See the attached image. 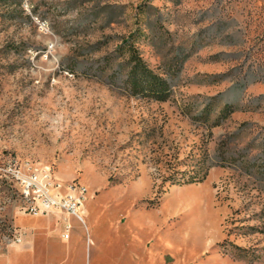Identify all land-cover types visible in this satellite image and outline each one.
<instances>
[{
	"label": "rangeland",
	"instance_id": "obj_1",
	"mask_svg": "<svg viewBox=\"0 0 264 264\" xmlns=\"http://www.w3.org/2000/svg\"><path fill=\"white\" fill-rule=\"evenodd\" d=\"M140 2L169 33L146 28L153 38L136 43L171 83L164 101L125 92L118 59L100 67L145 25ZM211 95V116L238 107L217 125L198 115ZM0 155L50 164L61 190L85 186L84 222L60 240L54 213L7 215L25 200L0 177L3 246H17L6 244L16 225L23 246L73 247V264H264V0H0Z\"/></svg>",
	"mask_w": 264,
	"mask_h": 264
},
{
	"label": "trees",
	"instance_id": "obj_2",
	"mask_svg": "<svg viewBox=\"0 0 264 264\" xmlns=\"http://www.w3.org/2000/svg\"><path fill=\"white\" fill-rule=\"evenodd\" d=\"M152 6L149 3L143 2L138 4L137 11L134 12V18L138 19L137 16L145 14L141 20V23L145 25H136L127 35H124L115 44L112 52L105 54L103 56V61L100 63V67L107 66L115 59H118L115 69L112 71L113 76L118 77L119 85L121 88L131 95L141 96L153 100L164 101L167 100L172 92V86L169 79L162 73L156 71L152 68L143 55L140 52L138 45L136 44L141 39H152L153 37L146 31V28L159 31L155 32V37H157L160 42H165V38L169 37L167 29H165L160 24V19L156 18L152 21H146V14ZM146 22V23H145ZM196 41H192L188 50V53L183 55V57L174 56L173 61H171L167 70H177L180 67L183 59L187 54H189ZM203 43H198L202 45ZM215 95L208 97V100L203 102L202 107L198 111V115L205 122H209V125L220 124L221 121L227 118L231 112L238 109L237 105L230 102H224L215 115L211 116L213 110V101ZM211 118V119H210ZM205 178V172L199 173V175H190L188 178L184 179L186 182L201 181ZM167 179L172 182H177L179 180L175 173H170ZM228 243L244 257H250L252 253H249V248L238 246L234 243L228 242L227 239L222 240L219 244Z\"/></svg>",
	"mask_w": 264,
	"mask_h": 264
},
{
	"label": "built area",
	"instance_id": "obj_3",
	"mask_svg": "<svg viewBox=\"0 0 264 264\" xmlns=\"http://www.w3.org/2000/svg\"><path fill=\"white\" fill-rule=\"evenodd\" d=\"M28 9V0H23ZM40 28H48L47 21L39 20ZM52 43L48 45L50 49ZM0 177H6L13 182L19 197H25V204H20L22 212L32 215H47L54 213L60 219L62 236L68 237L72 227L71 219L84 222L85 186L76 185V180L67 183V189L61 190L62 184L55 180L49 166L39 169H28L27 160L12 162L11 157L0 155ZM3 237V236H2ZM23 231L11 226V236L6 237V244L23 245Z\"/></svg>",
	"mask_w": 264,
	"mask_h": 264
},
{
	"label": "crops",
	"instance_id": "obj_4",
	"mask_svg": "<svg viewBox=\"0 0 264 264\" xmlns=\"http://www.w3.org/2000/svg\"><path fill=\"white\" fill-rule=\"evenodd\" d=\"M9 201H11L9 199ZM8 201V202H9ZM15 209L11 213L10 211H1L3 213L7 212V215L12 216L14 219H21L22 222L32 221L35 218L28 219L26 216L31 217H39L43 215H32L30 213L22 212L19 209V205L13 206ZM5 206H3V209ZM73 218V217H72ZM56 220L55 218H52ZM51 219V220H52ZM60 220V219H59ZM72 220V219H71ZM20 223V222H19ZM18 223V224H19ZM16 226V225H15ZM19 227L23 231L24 242L29 243V240L25 237V231L22 226ZM56 238L60 240H70L71 233L68 237L62 236V229L59 232H56ZM12 245V244H7ZM74 248L68 245L65 249L62 247H57L52 242L46 244L45 247H33L32 245H17V246H3L0 244V264H73L67 262V259L74 252ZM58 258H62V261L56 260Z\"/></svg>",
	"mask_w": 264,
	"mask_h": 264
},
{
	"label": "bare ground",
	"instance_id": "obj_5",
	"mask_svg": "<svg viewBox=\"0 0 264 264\" xmlns=\"http://www.w3.org/2000/svg\"><path fill=\"white\" fill-rule=\"evenodd\" d=\"M11 159H12V162H20V160H18L16 158H11ZM41 166H49V165L45 164V165H41ZM27 168L28 169H39L40 166H36V165L32 164L31 162L27 161ZM50 172H51V169H50ZM76 185H80V184H76ZM20 198H23L25 200V197H20Z\"/></svg>",
	"mask_w": 264,
	"mask_h": 264
}]
</instances>
